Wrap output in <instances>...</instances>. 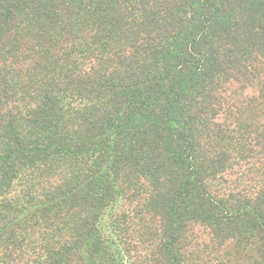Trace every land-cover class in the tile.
Listing matches in <instances>:
<instances>
[{
	"label": "trees",
	"instance_id": "trees-1",
	"mask_svg": "<svg viewBox=\"0 0 264 264\" xmlns=\"http://www.w3.org/2000/svg\"><path fill=\"white\" fill-rule=\"evenodd\" d=\"M0 264H264V0H0Z\"/></svg>",
	"mask_w": 264,
	"mask_h": 264
},
{
	"label": "rangeland",
	"instance_id": "rangeland-1",
	"mask_svg": "<svg viewBox=\"0 0 264 264\" xmlns=\"http://www.w3.org/2000/svg\"><path fill=\"white\" fill-rule=\"evenodd\" d=\"M195 236L198 237L196 239L198 244L208 243L209 237L207 236V234L205 233V231H203L202 229H195Z\"/></svg>",
	"mask_w": 264,
	"mask_h": 264
}]
</instances>
